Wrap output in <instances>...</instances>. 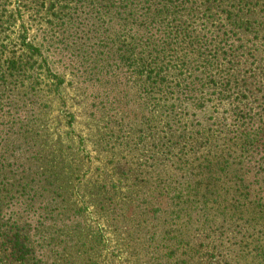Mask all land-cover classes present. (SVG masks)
Masks as SVG:
<instances>
[{
    "label": "trees",
    "instance_id": "obj_1",
    "mask_svg": "<svg viewBox=\"0 0 264 264\" xmlns=\"http://www.w3.org/2000/svg\"><path fill=\"white\" fill-rule=\"evenodd\" d=\"M21 5L0 264H264V0Z\"/></svg>",
    "mask_w": 264,
    "mask_h": 264
},
{
    "label": "rangeland",
    "instance_id": "obj_2",
    "mask_svg": "<svg viewBox=\"0 0 264 264\" xmlns=\"http://www.w3.org/2000/svg\"><path fill=\"white\" fill-rule=\"evenodd\" d=\"M3 2H5L6 4H7V6H8V8L10 9V10H13L14 12H18V11H21V8L23 9V8H27V7H25L24 5L22 6L21 5V0H3ZM24 3H25V1H24ZM26 5V4H25ZM28 15H30V14H28ZM262 21H264V17L262 18ZM35 22L36 21H30V25H33V29H35L34 27V24H35ZM19 24H21V21L19 22ZM264 42V41H263ZM261 49L263 50V55H264V45L261 47ZM84 126H82V125H79L78 126V128H77V130H79V131H84ZM97 164V163H96ZM248 178L250 179V176L248 175Z\"/></svg>",
    "mask_w": 264,
    "mask_h": 264
}]
</instances>
